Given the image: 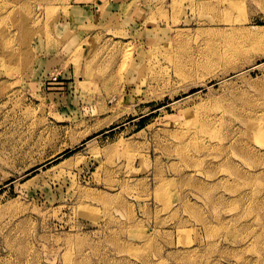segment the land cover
Segmentation results:
<instances>
[{"label":"rangeland","instance_id":"1","mask_svg":"<svg viewBox=\"0 0 264 264\" xmlns=\"http://www.w3.org/2000/svg\"><path fill=\"white\" fill-rule=\"evenodd\" d=\"M261 27L264 0H0V264H264Z\"/></svg>","mask_w":264,"mask_h":264},{"label":"bare ground","instance_id":"2","mask_svg":"<svg viewBox=\"0 0 264 264\" xmlns=\"http://www.w3.org/2000/svg\"><path fill=\"white\" fill-rule=\"evenodd\" d=\"M239 33L241 34V36L245 39H247V40H258V39H260L261 37H263V34H264V29L261 27V28H257V29H249V28H247V29H242V30H239ZM231 40V39H230ZM229 47H230V49H232L233 51H237L238 50V46L233 42V41H230L229 42ZM185 78H186V75H185ZM194 114V113H193ZM192 114V115H193ZM191 115V116H192ZM195 116H197V115H194L193 117H195ZM243 119V118H242ZM250 120H251V118H249V119H247V120H245V121H241L243 124H245L246 123V125L247 124H249V122H250Z\"/></svg>","mask_w":264,"mask_h":264}]
</instances>
